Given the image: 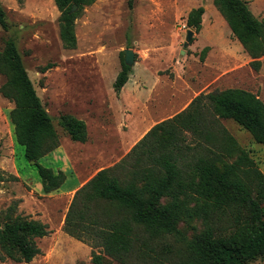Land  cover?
I'll return each mask as SVG.
<instances>
[{"label":"rangeland","instance_id":"rangeland-1","mask_svg":"<svg viewBox=\"0 0 264 264\" xmlns=\"http://www.w3.org/2000/svg\"><path fill=\"white\" fill-rule=\"evenodd\" d=\"M243 1L254 18L264 20V0ZM0 4L7 25V31L0 26V51L10 38L58 137V147L38 163L65 175L55 192L43 194L37 189V171L14 140L8 118L13 103L0 94V219L10 210L12 217L19 214L38 221L50 231L34 240L40 253L29 263L6 258L0 264H94L93 255L99 256V264H124L91 245L94 242L84 243L63 232L62 220L73 196L67 192L80 180L118 163L153 125L185 109L199 93L237 88L257 95L264 104V56L258 70L249 66L250 58L213 0H133L132 7L128 0H96L74 20V49L61 44L53 0H0ZM198 7L203 14L196 32L186 27L185 18ZM188 29L193 35L183 47ZM204 47L209 49L200 60ZM126 49L133 52V65L116 95L112 84ZM47 64L51 68L42 72ZM3 81L0 77V84ZM63 115L84 122V143L70 140L59 126ZM221 123L238 150L220 155L215 162L217 177L241 151L264 175V145L233 121ZM176 226L186 240L203 229L199 219H181ZM161 243L173 249L180 246L172 237ZM151 246L157 251L155 242ZM148 254L132 264H158L153 253ZM249 264H264V256Z\"/></svg>","mask_w":264,"mask_h":264},{"label":"trees","instance_id":"trees-1","mask_svg":"<svg viewBox=\"0 0 264 264\" xmlns=\"http://www.w3.org/2000/svg\"><path fill=\"white\" fill-rule=\"evenodd\" d=\"M95 1L53 0L63 48H75L74 20ZM132 4L128 0V6ZM213 5L250 58L249 66L258 70L264 56V20L254 18L243 0H213ZM202 14V7L190 10L186 27L197 32ZM0 26L7 31L1 4ZM208 49L201 50L200 60ZM49 68L51 64L41 71ZM130 72L122 59L112 84L116 95ZM0 77L4 78L0 94L13 103L8 118L15 143L35 167L42 193H53L65 175L42 167L38 160L58 147V137L10 38L0 51ZM60 119L70 140L86 141L82 120L73 115ZM221 120L233 121L264 145V104L257 95L237 88L199 93L185 109L153 125L118 163L97 171L74 192L63 232L84 243L94 242L91 245L124 264L144 260L149 252L158 264H249L263 257L264 175L241 151L217 177L215 162L220 155L238 150ZM181 219L201 220L202 231L186 240L176 226ZM49 233L45 224L19 214L12 217L9 210L0 219V260L29 263L40 253L34 240ZM166 237L180 246L173 249L161 243ZM92 261L99 264V256L93 255Z\"/></svg>","mask_w":264,"mask_h":264},{"label":"water","instance_id":"water-1","mask_svg":"<svg viewBox=\"0 0 264 264\" xmlns=\"http://www.w3.org/2000/svg\"><path fill=\"white\" fill-rule=\"evenodd\" d=\"M74 9H75V6L72 7V11ZM192 35H193V30L192 29H188L186 31V38H185V43L183 44V47L187 46V44L190 42V40L192 38ZM123 62L128 67H132V65H133V52L130 49H126V50L123 51ZM30 163L33 164L32 161Z\"/></svg>","mask_w":264,"mask_h":264},{"label":"crops","instance_id":"crops-1","mask_svg":"<svg viewBox=\"0 0 264 264\" xmlns=\"http://www.w3.org/2000/svg\"><path fill=\"white\" fill-rule=\"evenodd\" d=\"M135 145V144H134ZM133 145V146H134ZM89 179V178H88ZM88 179L87 180H80L79 182H77L74 186H73V188H71L67 193H69V194H72L73 195V193L78 189V188H80L85 182H87L88 181ZM36 182H37V180H36ZM36 186H37V189L38 190H41V184L39 183V182H37L36 183ZM71 195V196H72ZM62 223H63V220H62Z\"/></svg>","mask_w":264,"mask_h":264}]
</instances>
